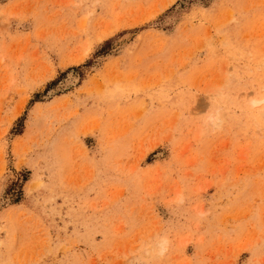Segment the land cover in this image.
<instances>
[{"label": "rangeland", "instance_id": "374dc122", "mask_svg": "<svg viewBox=\"0 0 264 264\" xmlns=\"http://www.w3.org/2000/svg\"><path fill=\"white\" fill-rule=\"evenodd\" d=\"M263 118L264 0H0V264H264Z\"/></svg>", "mask_w": 264, "mask_h": 264}, {"label": "bare ground", "instance_id": "6f19581e", "mask_svg": "<svg viewBox=\"0 0 264 264\" xmlns=\"http://www.w3.org/2000/svg\"><path fill=\"white\" fill-rule=\"evenodd\" d=\"M253 104H255V101L254 102H252ZM264 119V118H263ZM213 122H214V120H212ZM216 123H217V121H216Z\"/></svg>", "mask_w": 264, "mask_h": 264}, {"label": "trees", "instance_id": "16d2710c", "mask_svg": "<svg viewBox=\"0 0 264 264\" xmlns=\"http://www.w3.org/2000/svg\"><path fill=\"white\" fill-rule=\"evenodd\" d=\"M17 202V201H16Z\"/></svg>", "mask_w": 264, "mask_h": 264}]
</instances>
